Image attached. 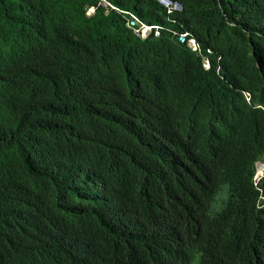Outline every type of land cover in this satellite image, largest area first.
Returning <instances> with one entry per match:
<instances>
[{
	"label": "trees",
	"instance_id": "1",
	"mask_svg": "<svg viewBox=\"0 0 264 264\" xmlns=\"http://www.w3.org/2000/svg\"><path fill=\"white\" fill-rule=\"evenodd\" d=\"M111 1L148 23L170 27L166 9L156 0ZM177 1L185 9L171 17L176 27L190 29L194 12H204V0ZM222 5L232 10L228 19L211 23L203 17L210 30L200 38L211 62L208 71L202 56L166 30L160 38L141 40L126 26L125 15L95 0H0V27H18L27 44L39 39L38 32L55 42L46 58H29L24 70L20 65L6 69L0 57V77L13 83L12 94L0 95V165L20 166V152L37 145L47 151L46 161L66 167L82 197L66 198L61 226L51 222L43 201L27 212L20 211L21 196L1 201L0 264H40L32 255L43 248L57 251L42 264H176L170 255L181 251L179 264H264V175L256 180V163L264 162V109L257 107H264V0H222ZM91 6L96 12L89 16ZM204 7L218 8V2L209 0ZM136 48L146 54L143 65L129 67L131 72L150 78L139 69L152 64L147 84L155 86V78L191 88L182 92L184 103L200 98L205 107L224 109L237 132L228 147L215 150L182 142L191 154L182 160L187 173L176 171V181L171 176L174 160L181 158L177 148L163 156L138 152L134 163L104 176L108 162L100 150L109 139L108 128L89 137L74 120L73 109L85 100L91 83H113L124 54ZM166 49L171 54L167 65L178 64L182 73L160 68ZM37 68L38 78L29 86L35 112L14 115L30 72L26 69ZM23 174L26 178V170ZM200 187L192 206L191 193ZM67 239L79 243V250L66 255Z\"/></svg>",
	"mask_w": 264,
	"mask_h": 264
},
{
	"label": "clouds",
	"instance_id": "2",
	"mask_svg": "<svg viewBox=\"0 0 264 264\" xmlns=\"http://www.w3.org/2000/svg\"><path fill=\"white\" fill-rule=\"evenodd\" d=\"M95 1L99 6L118 10L125 15L126 26L141 40H148L152 37L160 38L162 32L166 30L172 34L173 39L187 45L191 51L202 56L203 66L208 71L211 70V62L202 53L200 38L205 37L210 30L204 23L203 17L211 23H219L223 17L228 19L232 11L229 8L224 9L222 0H217L218 8L206 9L204 5L209 0H204L203 14L201 11L198 13L194 10L193 16L196 19L189 29L184 28L183 25L176 27V21L171 17L172 14L182 13L185 9L183 3L177 0H156L166 9L169 16L163 18L170 27L148 23L142 19L140 14L118 9L111 0ZM95 12L96 6L87 9L89 16L94 15ZM2 28L0 57L2 58L1 65L6 69L11 65L13 67L20 65V70H24L29 58L36 55L46 58L47 49L55 43L38 32L36 37L39 39L27 44L23 41L25 37L18 27H0ZM145 54L138 48L130 49L124 54L120 65L115 70L117 79L113 83L102 86L91 83L92 89L85 100L73 109L74 120L84 132H88L89 137L94 136L102 126L108 128L109 139L101 145L100 150L108 162L102 170L104 176L113 177L121 165L134 163L138 152L163 156L170 154L173 148H177L182 150L179 156L181 158L178 161L174 160V173L171 176L176 181V171L184 169L187 173L188 166L184 165L182 160L191 154L182 142L191 140L196 142L195 146L200 145L206 149L215 150L224 146L228 147L237 132L230 126L231 116L228 117L230 114L225 113L224 109L216 110L213 107H205L200 98L184 103L182 92L191 88L182 87L179 82L164 84L155 78L151 79L155 86L147 84L145 81L150 80L154 68L152 64L139 69V72L147 73L150 78L146 79L138 71L131 72L129 67L143 65L142 55ZM169 58L171 59V54H169V49H166L159 57L161 69L168 64ZM147 62L145 60V63ZM104 66L107 67V71L110 70L109 63H105ZM169 67L173 70L178 69L182 73L178 64L172 63ZM26 70L30 72L27 73V83L22 90V99L16 101L17 108L14 115L27 114L30 116L35 112L33 94L29 86L36 81L40 71L38 68ZM51 76L53 79V69H51ZM39 86L44 96V88L40 82ZM5 91L12 94L13 83L2 76L0 77V95ZM255 91L257 92L256 89ZM243 94L250 101V93L243 90ZM166 103L170 108H166ZM257 107L264 109L261 105ZM126 139L134 140V143H124ZM31 140L34 143L33 138ZM131 147H134V153ZM46 152L45 149L36 145L28 151L20 152L24 156V162L20 166L14 167L10 163L0 165V202L12 199L14 196H21L24 198V203L20 211L27 212L35 209L43 201L51 222L61 226L62 218L67 215L62 213L64 201L70 195H75L80 200V194L75 187V180L65 166L53 165L42 157ZM256 168V180H259L264 175V162H257ZM24 170H26V178L23 174ZM150 180L151 177L148 176L140 183L138 187L140 193L142 185ZM201 187L195 188L191 193L192 206L197 205ZM0 212H2L1 208ZM78 214L79 209L75 217L70 220L71 224L77 220ZM77 250H79V243L70 242L67 239L64 253L69 255ZM51 251L57 250L43 248L34 251L32 256L35 261L42 264ZM184 252L170 255L173 256L170 258L172 263L176 261V264H179L184 257Z\"/></svg>",
	"mask_w": 264,
	"mask_h": 264
}]
</instances>
